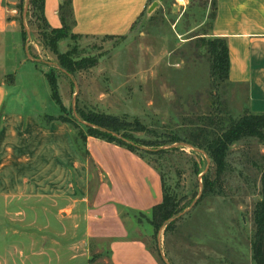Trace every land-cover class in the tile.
Masks as SVG:
<instances>
[{
  "label": "crops",
  "instance_id": "obj_1",
  "mask_svg": "<svg viewBox=\"0 0 264 264\" xmlns=\"http://www.w3.org/2000/svg\"><path fill=\"white\" fill-rule=\"evenodd\" d=\"M154 2L71 0L70 32L128 38ZM62 3L43 0L47 30L62 28ZM15 5L0 0V264H160L145 241L129 233L126 217L162 202L159 172L138 154L89 136L91 177L71 126L46 119L60 107L45 72L28 59ZM210 37L227 48L229 113L263 115L264 0H215ZM144 55L154 68L164 64L163 51L146 48L138 57L141 70ZM57 90L65 108L66 88L58 81Z\"/></svg>",
  "mask_w": 264,
  "mask_h": 264
},
{
  "label": "rangeland",
  "instance_id": "obj_2",
  "mask_svg": "<svg viewBox=\"0 0 264 264\" xmlns=\"http://www.w3.org/2000/svg\"><path fill=\"white\" fill-rule=\"evenodd\" d=\"M154 1L155 8L150 13L147 9L128 38L79 37L65 31L60 49L75 63L69 78L47 45L51 36L43 28L37 7L16 0L28 59L66 88L64 110L47 117L71 122L75 134L86 132L77 120V109L137 119L143 129L133 136L154 144L145 147L148 150L164 151L143 155L160 173L165 196L177 205L178 213L161 222L155 221L157 209L126 216L129 233L145 241L160 264H255L252 212L260 200L263 146L255 138L232 145L220 192L201 199L203 175L214 176L212 163L202 151L183 142L170 143L167 137L182 133V119L195 120L215 111L225 116L228 110L227 81L219 71L211 75L214 57L220 54L219 43L210 37L215 0ZM146 48L163 51L164 64L154 68L144 55L141 70L138 57ZM57 51L61 53L58 47ZM6 63L11 65L10 57ZM85 161L94 179L95 167L89 159Z\"/></svg>",
  "mask_w": 264,
  "mask_h": 264
},
{
  "label": "trees",
  "instance_id": "obj_3",
  "mask_svg": "<svg viewBox=\"0 0 264 264\" xmlns=\"http://www.w3.org/2000/svg\"><path fill=\"white\" fill-rule=\"evenodd\" d=\"M29 4L30 6L37 7L41 23L43 24V0H29ZM214 15L215 11L212 19L214 18ZM59 17L62 22V28L47 30L44 25L43 28L48 31L51 36L47 45L51 52L57 56L59 66L66 70V73L72 74L74 71L71 67L75 65V63H72L69 60L67 53L61 54L57 51V43L66 37L67 31L70 32L73 23L71 0H63L59 9ZM214 39L219 43L220 54L219 57L217 55L214 57L211 75L213 76L216 71H219V76L227 81L229 65L227 48L224 41L217 38ZM212 51L214 53V50ZM45 77L49 84L53 101L60 107V110H64L58 94L56 79L47 74ZM225 113V116H221V114H218V112L215 111L214 114L209 113L208 115L203 114L201 116H196L195 120H191L190 118L182 119V133L179 135L170 134L167 136L170 143L183 142L194 149L202 151L212 163L214 167V176H211L210 173L203 175L201 199L217 195V193L220 192L223 174L227 167L226 158L232 145L244 139L255 138L264 148V114H246L239 117H233L228 110ZM77 115L82 122L93 126L88 127L84 125L86 132L80 131L77 134L74 133L73 137L75 146L85 159H89V154L85 146L86 138L89 136L115 143L138 154L141 158H145L143 154L146 153H164L162 150H148L145 147H150L154 144L133 136V133L142 131L143 129V126H141L137 119L128 121L126 116L118 117L92 110L85 112L79 109H77ZM46 119L57 120L72 125L71 122H68L63 118L46 117ZM101 129L114 132L120 135L123 140L116 139L103 132ZM262 159L264 161V155L262 156ZM161 183L163 192L162 202L150 210H158L155 219V221L158 222L167 220L178 213L177 205L165 196L162 178ZM252 215L254 224V235L251 244L252 258L255 264H264V169L260 174V200L255 204ZM174 223L175 221L169 223L167 228L170 229L173 227Z\"/></svg>",
  "mask_w": 264,
  "mask_h": 264
},
{
  "label": "water",
  "instance_id": "obj_4",
  "mask_svg": "<svg viewBox=\"0 0 264 264\" xmlns=\"http://www.w3.org/2000/svg\"><path fill=\"white\" fill-rule=\"evenodd\" d=\"M28 3H29V0H27V4H28ZM155 6H156V4L153 3V4L149 7L148 12L150 13V12L155 8ZM25 12H26V10H25ZM63 72L65 73V71H63ZM67 76L70 78V75H69V74H67ZM77 94H78V89H77V87L75 86V94H74V97H73V100H72L73 113H74V102H75V99H76ZM77 120L81 122V120H80L78 117H77ZM81 123H82L83 125H85V126L93 127V126H91L90 124H86V123H84V122H81ZM94 128H95V127H94ZM101 130H102L103 132H105V133H107V134L113 136V137L116 138V139L123 140V139L121 138L120 135H118V134H116V133H114V132L106 131V130H103V129H101ZM183 146L189 147V148H191L192 150H196V149H194L193 147H191V146H189V145H186V144H183ZM202 175H203V174H202ZM202 175H201V176H202ZM200 196H201V191H200V193L198 194V198H199ZM198 198H197V199H198ZM197 199L194 201V203H193V205L191 206V208L194 206V204L196 203ZM165 264H169V263H167V262L165 261Z\"/></svg>",
  "mask_w": 264,
  "mask_h": 264
}]
</instances>
